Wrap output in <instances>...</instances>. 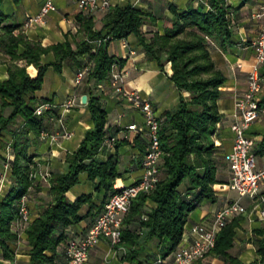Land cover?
<instances>
[{
	"label": "trees",
	"instance_id": "obj_1",
	"mask_svg": "<svg viewBox=\"0 0 264 264\" xmlns=\"http://www.w3.org/2000/svg\"><path fill=\"white\" fill-rule=\"evenodd\" d=\"M2 2L0 0V5ZM170 8L174 21L163 34L153 33L148 38L141 29L150 18L149 14L130 3L112 6L103 16L102 31H93L92 17L78 15L77 20L87 38L76 43L75 48L66 37L49 46L28 40L15 32L18 26L9 23V16L0 9V51L9 59L7 78L0 80V108H10L8 115H0V148L7 143L6 134H9L11 141L8 143L14 154L10 171L14 184L0 200L1 247L5 248L6 240L16 239L17 233L11 231V223L18 217L20 197L32 184L29 173L36 166L28 155L29 134L39 135L44 129L43 117L34 115L39 103L34 93L41 89L48 67L60 73L65 60L86 54L88 60L93 61V69L86 77L88 82L108 81L111 64L117 62L121 68L124 60L110 56L106 45L130 34L140 38L145 55L159 68L170 64L169 79L179 92V101L173 112L165 113L164 124L160 126L159 180L151 192L140 193L132 200L122 220L118 245L125 249L124 262H137L138 252L146 241L157 242L163 255L159 257L170 255L182 240L189 214L202 201H216L214 185L222 183L218 170L224 161L219 145L214 143L221 120L217 101L226 77L215 66L208 47L215 42L224 50L230 43L233 14L225 0H207L206 9L198 6L177 12L172 6ZM105 36L111 39L92 53L91 41ZM48 53H52L54 61L45 63L42 57ZM86 95L91 127L85 131L79 146L67 155V172L50 176L47 192L51 203L25 229L30 264H53L56 248L59 245L64 248L69 240L66 228L86 218L94 220L105 201L117 192L115 180L121 177L117 154L102 158L107 149L100 150L104 138L112 136L105 128L107 112L100 105L99 96L91 92ZM260 106L264 107V93ZM115 147L117 143L113 149ZM259 148L258 153H262L264 132ZM81 175L91 184L93 192L103 194L101 203L93 201L92 193H82L74 201L65 196L81 181ZM184 182L188 187L181 191ZM147 204L151 205L148 210L145 209ZM246 222V213L228 221L217 233L215 246L208 254L221 260V264H241L229 250L234 244L235 230ZM142 230H145L143 243L139 241ZM254 232L260 236L254 244L259 262L263 263L264 228Z\"/></svg>",
	"mask_w": 264,
	"mask_h": 264
},
{
	"label": "crops",
	"instance_id": "obj_2",
	"mask_svg": "<svg viewBox=\"0 0 264 264\" xmlns=\"http://www.w3.org/2000/svg\"><path fill=\"white\" fill-rule=\"evenodd\" d=\"M44 1L3 0L0 9L9 16V23L18 26L16 33L20 32L28 40L39 42L42 46L62 42L66 37L70 40L72 47L75 48L76 43L86 40V34L81 29V23L77 20L78 15H85L77 8L73 0H52L56 10L50 12L44 18L43 23L25 25L29 16L39 12ZM110 2L112 6H123L130 3L142 12L149 14L150 18H147L141 29L146 38L153 33L163 34L165 28L174 21L175 17L170 6L175 8L177 12L198 6L207 8V0H110ZM225 3L230 7L233 14L230 43L224 50L219 48L215 42H212L208 47L215 66L226 77L225 82L220 86L221 94L217 101L221 120L217 124L215 144L219 145L221 156L228 152L233 144L234 135L230 130V124L233 119L234 103L245 89L247 72L253 63L254 50L251 47V41L257 37L261 26V20L255 18L254 15L264 4V0H225ZM103 16H92L93 31H102ZM106 49L110 56L124 60L121 67L122 72H124V89L136 90L142 98L147 99L162 126L165 113L173 112L179 101V92L169 79L170 64L167 63L163 69L159 68L153 60L145 55L140 38L135 34H130L123 40H117V44L109 41ZM46 57L50 61H54L52 53H48ZM87 61L88 56L86 54L67 59L62 63L60 73H55L56 71L52 66L48 67L42 88L34 93L39 103L50 101L56 105L52 109V113L56 118L61 117L62 126L57 119L51 120L49 115H44L43 128L47 135L41 137L33 133L29 134L28 155L36 166V187L31 189L27 200L32 218L38 217L42 210L51 203L52 199L47 192L50 176L67 172V155L79 146L85 131L91 127V118L87 106L81 103V96L86 95L87 92L99 96V103L107 112L105 128L109 134L118 137L117 147L107 149L105 156L102 157L105 158L108 154H117L121 177L115 180V184L130 185L141 176V159L147 149V138L128 131L126 126L132 123H142L143 117L138 109L134 108L110 87L108 81L95 82L90 80L86 86H76L74 84L75 74ZM8 64V57L0 51V80L7 78ZM50 69L55 75H51L48 85H46L47 74ZM98 84L102 85V89L97 87ZM73 94L75 95L74 103L65 111L61 104ZM76 94L79 102H77ZM9 112L10 108L4 110L0 108V115L6 116ZM63 129L70 131L72 135L69 138L59 137ZM263 132L264 118L254 122L248 130V134L257 140L255 153L258 165H261L264 160L263 152L258 153ZM9 139L10 135L6 134L7 143L0 148V200L7 195L14 184L10 178L14 154L12 149L10 151L6 149ZM222 163L223 165L218 170V176L222 183L214 185L216 201L214 203L202 201L189 214L184 227L185 234L189 232L192 225L207 223L214 211L236 198L230 197L225 190V187L228 188V168L224 161ZM46 174L48 176L44 179ZM37 187L40 188L38 192L35 191ZM187 187V182H184L180 186V190L185 191ZM82 193H92V199L97 204L102 201L103 194L93 192L91 184L85 180L83 175H81V181L68 190L65 196L70 201H74ZM261 193L264 195V185L261 187ZM241 203L247 207L251 201L248 198H243ZM150 207L151 205L147 204L145 209L148 210ZM84 210L83 208L82 212ZM246 217L249 220L248 215ZM15 220L11 226L13 232H15ZM92 220L86 218L67 227V239L82 236ZM259 228H264V221H250L235 230L234 244L229 250V254L239 259L241 264H264V262H259L254 244V240L260 237L254 230ZM25 229L26 225H23L14 241L6 240L5 248L0 246V264H30V248L25 238ZM142 232L144 233L145 230ZM143 233L139 240L141 243L145 241V233ZM124 255L125 249L122 246L111 247L108 240L101 239L90 250L86 264H126ZM159 256L163 255L157 242L154 240L146 241L138 252L137 262L129 264H156V259ZM164 258L171 259V254ZM207 262L208 264H221V260L214 256L209 261H207L206 256L194 264H207ZM53 264H64L62 245L56 248Z\"/></svg>",
	"mask_w": 264,
	"mask_h": 264
},
{
	"label": "built area",
	"instance_id": "obj_3",
	"mask_svg": "<svg viewBox=\"0 0 264 264\" xmlns=\"http://www.w3.org/2000/svg\"><path fill=\"white\" fill-rule=\"evenodd\" d=\"M77 8L86 16L105 15L112 7L110 0H73ZM56 7L52 0H45L35 15L29 16L25 25L29 23H43L44 18ZM261 20V26L257 37L251 41L254 50L253 63L251 64L246 77V86L243 93L238 96L234 103L232 122L230 130L233 132V144L231 149L223 154V160L228 168L227 187L236 198L230 200L218 210L214 211L207 223H197L191 226L188 233H184L178 247L171 253V259L158 257L156 264H193L203 259L215 246L217 233L233 217L245 214L247 207L241 203V199L248 198L251 202H258L253 211L258 219L264 220V207L259 208L258 204L264 200L261 187L264 185V160L258 165L256 158V138L248 134L250 126L261 118H264V107L260 106L261 94L264 91V4L254 15ZM109 36L94 39L92 53H95L99 45L110 40ZM123 40V39H121ZM208 42L210 40L207 38ZM211 43V42H210ZM124 46V44H123ZM93 69V61L88 60L79 68L74 77V84L80 85ZM124 72L117 62L111 64L108 82L110 87L124 100L138 109L143 117L140 124L132 123L126 126L128 131L147 138V149L141 161V176L133 184L117 185V189L104 203L102 210L94 218L85 233L78 237L69 239L63 248L64 264H86L90 250L95 247L101 239L109 241L111 247L117 246L120 241V230L122 220L128 213L132 200L140 193L151 192L159 180V166L162 150L160 147L159 131L160 121L155 116L151 103L142 98L138 91H128L123 87ZM102 89V85L98 84ZM75 95L64 100L61 104L66 111L74 103ZM56 107L50 101L39 103L34 110V115L43 117L49 115V119H57L62 126L61 117L56 118L52 109ZM41 137L47 135L43 129ZM59 137L69 138L72 133L62 130ZM117 135L104 138L100 150L112 149L117 143ZM7 151L11 150L10 143L6 146ZM264 157V149H263ZM46 174L43 178L46 179ZM32 184L27 192L35 185L36 171L29 173ZM145 219V216H143ZM31 220L27 206V193L25 192L18 202V217L15 220V232L18 234L23 225Z\"/></svg>",
	"mask_w": 264,
	"mask_h": 264
},
{
	"label": "rangeland",
	"instance_id": "obj_4",
	"mask_svg": "<svg viewBox=\"0 0 264 264\" xmlns=\"http://www.w3.org/2000/svg\"><path fill=\"white\" fill-rule=\"evenodd\" d=\"M111 41H113V43H115V44H117V40H111ZM42 60L45 62V63H49V62H53V61H50V59H47V57H46V55L45 56H43L42 57ZM50 67V66H49ZM55 73H57V72H55ZM51 75H55L54 74V72H53V70L52 69H50V72L47 74V83H46V85H48V80H49V78L51 77ZM45 76V75H44ZM43 80H44V78H43ZM87 83H88V80L85 78L84 80H83V82L80 84V85H78L79 87H81L82 85H87ZM43 85V84H42ZM45 87H47V86H45ZM42 88V87H41ZM263 93H264V91L262 92V94H261V96L263 95ZM185 95H187V94H185ZM76 98H77V94H76ZM77 102H79V99L77 98ZM11 141V139H9V142ZM215 143V142H214ZM216 145V144H215ZM119 185V184H118ZM34 187H36V185H34ZM48 187H49V185H48ZM40 190V188H38V189H36L35 191H39ZM225 190L228 192V194H229V196L230 197H236V195L233 193V192H231L228 188H226L225 187ZM26 193H27V200H28V196H29V193H30V191L29 192H27L26 191ZM216 197V196H215ZM263 197H264V195H263ZM34 198V197H33ZM258 202H251L250 203V205H247V211H246V216L248 215V219L250 220V221H264V220H260V219H258L257 218V216L255 215V212L252 210L253 209V207H254V205H256ZM258 207L259 208H261V207H264V200L263 201H261V203L260 204H258ZM237 216H239V215H237ZM237 216H235V217H237ZM30 217H31V220H30V222L26 225V227L35 219V218H32V216L30 215ZM37 218V217H36ZM234 218V217H233ZM232 218V219H233ZM231 220V219H230ZM229 220V221H230ZM249 220H247V222L246 223H249L250 221ZM244 225V224H243ZM242 225V226H243ZM11 226H12V223H11ZM11 231H12V229H11ZM17 235V234H16ZM207 256V261H209L210 259H211V257H213V255H211V254H208V255H206ZM205 256V257H206ZM204 257V258H205ZM207 264H208V262H207Z\"/></svg>",
	"mask_w": 264,
	"mask_h": 264
},
{
	"label": "water",
	"instance_id": "obj_5",
	"mask_svg": "<svg viewBox=\"0 0 264 264\" xmlns=\"http://www.w3.org/2000/svg\"><path fill=\"white\" fill-rule=\"evenodd\" d=\"M81 103L82 104H86L87 103V95L84 94V95L81 96Z\"/></svg>",
	"mask_w": 264,
	"mask_h": 264
}]
</instances>
